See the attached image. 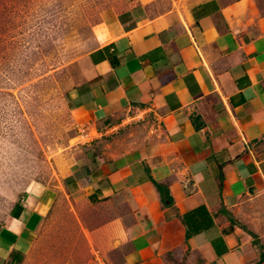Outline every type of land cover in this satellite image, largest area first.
Wrapping results in <instances>:
<instances>
[{"label":"crops","instance_id":"crops-1","mask_svg":"<svg viewBox=\"0 0 264 264\" xmlns=\"http://www.w3.org/2000/svg\"><path fill=\"white\" fill-rule=\"evenodd\" d=\"M101 20L68 93L93 138L24 192L0 264L61 198L100 263L264 264V0H118Z\"/></svg>","mask_w":264,"mask_h":264},{"label":"rangeland","instance_id":"rangeland-1","mask_svg":"<svg viewBox=\"0 0 264 264\" xmlns=\"http://www.w3.org/2000/svg\"><path fill=\"white\" fill-rule=\"evenodd\" d=\"M117 2L0 0V228L26 190L58 183L79 142L92 140L90 122L72 114L68 93L75 62L93 47L95 26ZM95 256L61 198L22 264H90Z\"/></svg>","mask_w":264,"mask_h":264},{"label":"trees","instance_id":"trees-1","mask_svg":"<svg viewBox=\"0 0 264 264\" xmlns=\"http://www.w3.org/2000/svg\"><path fill=\"white\" fill-rule=\"evenodd\" d=\"M71 103V102H70ZM75 105H77V103H75ZM153 184L156 186V188L158 189L162 200L167 204L170 203V197L168 195V191L167 189L161 185V184H157L156 182H153ZM22 207L19 205V203H16L12 208L11 211L9 212V215L13 218H18L22 212ZM17 262H21L20 259Z\"/></svg>","mask_w":264,"mask_h":264},{"label":"built area","instance_id":"built-area-1","mask_svg":"<svg viewBox=\"0 0 264 264\" xmlns=\"http://www.w3.org/2000/svg\"><path fill=\"white\" fill-rule=\"evenodd\" d=\"M114 129V127L113 126H108L106 129H105V132L106 131H111V130H113ZM90 264H105V263H100L97 259L95 260V263H90Z\"/></svg>","mask_w":264,"mask_h":264}]
</instances>
